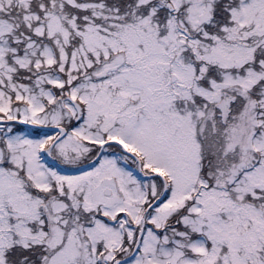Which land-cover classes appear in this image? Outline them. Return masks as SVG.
Segmentation results:
<instances>
[{"label": "snow or ice", "instance_id": "obj_1", "mask_svg": "<svg viewBox=\"0 0 264 264\" xmlns=\"http://www.w3.org/2000/svg\"><path fill=\"white\" fill-rule=\"evenodd\" d=\"M0 264H264V0H0Z\"/></svg>", "mask_w": 264, "mask_h": 264}]
</instances>
